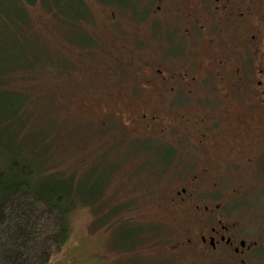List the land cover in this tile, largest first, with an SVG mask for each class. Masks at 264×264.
<instances>
[{
  "label": "rangeland",
  "instance_id": "374dc122",
  "mask_svg": "<svg viewBox=\"0 0 264 264\" xmlns=\"http://www.w3.org/2000/svg\"><path fill=\"white\" fill-rule=\"evenodd\" d=\"M77 1L80 15L75 14ZM135 1L71 0L68 15L63 14L64 1L53 2L61 11L41 0L24 1L26 24L12 14L25 32V49L59 59L62 65L55 75L43 66L21 68L12 62L0 74V157L10 152L41 160L42 165L36 164L46 177H33L47 186L72 187L70 235L53 256L55 264H168L164 242L157 240L174 214L164 200L186 170V161L179 157L186 147L164 146L169 142L144 136L129 120L132 111L123 101L131 93L122 74L143 81L132 110H140L141 100L158 96L155 85L144 78L146 65L136 67L155 58L156 16L148 10L152 0H138L136 17L129 7ZM68 24L88 41L75 40L72 30L66 33ZM0 40V50L8 57L26 52L1 30ZM183 47L191 48L185 42ZM115 105L120 115L112 114ZM177 124L183 127L181 121ZM151 145L158 146L155 153L145 149ZM127 229L135 241H122Z\"/></svg>",
  "mask_w": 264,
  "mask_h": 264
},
{
  "label": "flooded vegetation",
  "instance_id": "af4514ba",
  "mask_svg": "<svg viewBox=\"0 0 264 264\" xmlns=\"http://www.w3.org/2000/svg\"><path fill=\"white\" fill-rule=\"evenodd\" d=\"M148 10L156 54L136 67L158 96L132 110L143 81L122 74L123 102L144 136L184 145L187 164L157 241L168 264H264V0H152Z\"/></svg>",
  "mask_w": 264,
  "mask_h": 264
},
{
  "label": "trees",
  "instance_id": "16d2710c",
  "mask_svg": "<svg viewBox=\"0 0 264 264\" xmlns=\"http://www.w3.org/2000/svg\"><path fill=\"white\" fill-rule=\"evenodd\" d=\"M24 1L31 3L34 0H0V30L2 34L9 38V41L14 43V46H20L22 49H25L23 45L26 44L23 39L25 32L19 23L13 22V17H19L26 24L22 6L27 3L22 4ZM41 1L50 6H54L53 2H59V5H61L64 1L63 7L66 10L61 7L65 10L63 14L68 15L71 13L72 6H66L71 3V0ZM111 1L120 4L125 3V0ZM79 3L77 1L75 14L79 13L80 15L82 12H79ZM138 3V0L131 3V6L127 3L136 17L138 15ZM10 4L16 8L13 7L11 10L9 8ZM57 8L61 11L58 6ZM20 20L19 22H21ZM65 20L72 24L75 21L66 18ZM68 26L69 29H66V33L70 30L74 31L75 35L73 37L75 40L88 41L87 35L80 33L82 31L71 27L69 24ZM1 43L4 44L0 40ZM25 50L28 52V56L22 50L23 54H13V56L11 54L9 57L6 56L3 50H0V74L7 71L5 67L12 62L20 63L21 68H32L37 65L39 68L43 66L42 70L48 69L52 74L58 75L60 73L62 65L59 59H53L50 56L45 57L32 49ZM18 110L17 108L15 110L11 109L10 117ZM156 148L158 146L145 147V149L152 150L153 153H155ZM3 150L6 151L7 149L4 148ZM2 157L4 161L0 163V264H55L53 256L63 248L70 235L69 210L74 205L70 201L72 187L70 184L62 183L47 186L40 181L39 179L46 177L42 174L45 171L40 166L42 165L41 160L39 162L32 157L18 156L10 152L0 158ZM156 161L159 162V160ZM34 173L40 175L41 178L37 179V175L33 177ZM127 231V234L118 233L119 236L122 234V241H135V239H130L134 236V232H130V229H127Z\"/></svg>",
  "mask_w": 264,
  "mask_h": 264
}]
</instances>
